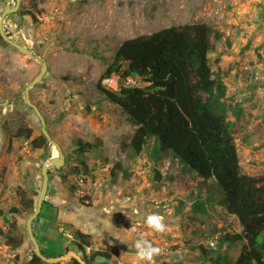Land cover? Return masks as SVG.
<instances>
[{
	"label": "rangeland",
	"instance_id": "rangeland-1",
	"mask_svg": "<svg viewBox=\"0 0 264 264\" xmlns=\"http://www.w3.org/2000/svg\"><path fill=\"white\" fill-rule=\"evenodd\" d=\"M182 3L179 0H20L18 12L5 17L3 29L13 41L34 49L48 65L46 75L30 89L29 96L45 117L51 138L61 146L66 158L63 167L50 168V175L61 181L66 176L64 184L87 205L118 197L121 207L127 199L132 204L129 209L132 213H118V218L113 220L118 236L121 232L127 241L143 237L160 247L162 252L154 264H211L202 258L199 246L218 249L231 260L236 259L241 247L231 244L218 248V241L224 233L236 232L234 227L239 224L221 206L209 204V199L203 196L206 189H200L194 172L172 158L155 161L151 156L152 141L139 157L131 159L123 141L133 127L118 106L105 99L97 88L108 62L114 58V50L125 40L188 22L209 24L222 35L220 40H213L214 50L209 55L211 68L214 73L225 74L223 79L242 105V120L235 131L238 151L243 157L249 153V156L259 155L260 159L250 160L249 164L264 167V0H199L195 9ZM14 4L15 0H0V15ZM27 11L35 15V20L23 14ZM41 68L39 61L0 42V101L10 104L16 98L23 100L25 87ZM25 109L29 119L23 116L19 122L6 123L10 144L0 153V159L5 161L0 167V208H5L2 211L6 215L13 205L20 206V189L26 198L33 200L39 192L38 183L33 184L32 192L24 187L28 176L18 165L49 161L54 151L58 156L53 144L47 143L46 150L41 152L32 149L24 137L15 136L18 126L31 127L32 135L40 133L41 125L33 110ZM77 141L101 144L81 154ZM117 161L128 169V179L112 178L110 171ZM155 170L161 175L158 181ZM260 170L262 173L258 175L264 174V168ZM9 174L18 179L13 176L12 181H6ZM80 179L83 184L78 186ZM3 194L5 207L1 201ZM205 211H209L208 216L203 215ZM153 213L164 217L168 226L164 234L153 233L145 226L144 218ZM29 214L20 213L24 217ZM33 231L40 244L37 230ZM5 233L14 241L22 236L18 226L12 229L9 224ZM0 238L1 244L7 246L5 239ZM210 242H214V247ZM91 243L93 248L98 244L93 239ZM98 249L112 253L106 264H138L134 255H125L120 249L109 246ZM14 260L15 257L11 262Z\"/></svg>",
	"mask_w": 264,
	"mask_h": 264
},
{
	"label": "trees",
	"instance_id": "trees-1",
	"mask_svg": "<svg viewBox=\"0 0 264 264\" xmlns=\"http://www.w3.org/2000/svg\"><path fill=\"white\" fill-rule=\"evenodd\" d=\"M23 14L36 18L30 11ZM221 37L209 24L186 23L129 38L114 50V58L108 62L101 78L130 76L139 85L114 91L103 88L99 81L97 88L105 99L118 106L133 127L123 141L131 159L139 157L152 141L151 156L155 161L172 158L194 172L201 179L200 189L206 188L203 196L206 195L209 204L221 206L238 222L240 232H226L218 241V248L241 242L237 258L231 260L218 249L199 246L202 258L211 264H264V174L248 175L240 166L235 131L241 108L238 103L226 101L225 74L214 73L210 64L213 40ZM0 42L5 43L1 35ZM230 109L235 120L229 119ZM31 135L32 129L24 126L15 132L16 137L26 140ZM46 143L43 134L31 142L34 150ZM100 144L77 141L78 152L84 154ZM110 173L113 179L130 177L120 161L114 163ZM155 174V180H160L158 170ZM66 178L62 176L63 181ZM18 195L20 206L11 207L8 214L32 213L34 201L26 198L22 189ZM0 215L10 228L17 227L6 218V213L0 212ZM203 215L208 216L209 211ZM76 235L81 251L92 245L87 235L79 231ZM0 237L12 248L22 243V236L14 241L1 228ZM96 256L111 259L109 253L92 251L91 260ZM26 264L47 263L33 254Z\"/></svg>",
	"mask_w": 264,
	"mask_h": 264
},
{
	"label": "crops",
	"instance_id": "crops-1",
	"mask_svg": "<svg viewBox=\"0 0 264 264\" xmlns=\"http://www.w3.org/2000/svg\"><path fill=\"white\" fill-rule=\"evenodd\" d=\"M179 2H183L182 4L183 6L186 5V8L195 9L198 6L199 0H179ZM223 81L227 86L226 101L231 100L233 101V103H238L239 107H242L240 101H237V99H235V96L233 95L235 94L234 90L230 89L225 79H223ZM25 108L26 105H24L23 102H19L15 107H12V104L0 101V153L4 152V147L10 144V133L8 131L7 124L12 123V121L9 120V117L11 115L16 117L20 116L21 114L27 113ZM229 119L235 120L233 115H230ZM241 120L242 118H240V121ZM240 121L237 122L239 123ZM39 134L40 133H37L36 135L34 134L32 137H37ZM27 141L29 142V140ZM48 144L51 145L49 142ZM45 147L39 151L43 152L44 150H46ZM238 154L240 157V166L244 173L252 176L258 175V173L261 172L260 168H264L263 166H252L251 164H249L251 158L254 155L249 156V153L248 155L243 157L240 155L239 151ZM255 156L260 159L259 155ZM52 157L53 156L51 155L50 159ZM0 160H2L0 161V167L4 166V159ZM42 163L43 162L40 161H28L22 162L18 165V169H20V171L24 172V174L28 176L26 177L27 179H24L23 185L30 192H32L34 188L33 184L37 183L40 191L42 183L40 167ZM13 176L14 179H18L17 176L9 174L8 176H6V181H12ZM197 180L198 182L201 181L199 177H197ZM2 182H4L3 179ZM1 190L2 189L0 188V191ZM9 192H11V189H9ZM4 196L6 195L3 194L1 201L3 202L2 205L5 207L7 206L5 204L7 201L6 199H4ZM37 198H35V200L32 199L34 201V206ZM114 198L115 199H110V201L96 202L93 205H87L83 201H80L67 188L63 181L56 178V176L54 175H50L49 186L44 203L42 205L41 212L33 222V230H37L36 235L40 239V248L42 247L44 252L50 256L62 255L67 249H73L71 246L73 240L75 239L74 230H79L84 234H90L92 236V239L95 240L96 243L98 242L97 246H95L94 249H98L101 246H109L110 248L120 249L121 252H123L125 255H134L132 245L135 241L124 240V237L122 236L120 231V235L118 236V228L116 226V223H114L115 221H113L115 220V218H118V213L131 214L132 211L130 212L129 209L132 204H130L126 199L125 201H123V205L119 207L118 197ZM12 207L15 206L13 205ZM0 209V212H3L5 210V208ZM133 214L136 215L137 213ZM11 217L13 218L11 219ZM27 217H24L20 214L6 215V218L10 222H15L20 229V232L22 234V243L17 249L10 248L1 244L0 238V264H26L32 258L34 254V248L26 232L25 223ZM231 219L232 221L237 222L236 219ZM6 225H8V223H6L3 219V216L0 215V228L3 231H6ZM234 228L236 232L241 231V227L238 225ZM54 243L56 246L52 245ZM59 245L60 249H58ZM237 245L241 247L242 243L240 242V244H236V246ZM1 246H3L4 249H2ZM57 250L60 251L57 252ZM49 252L52 253L49 254ZM13 257H15L16 260L11 262V259Z\"/></svg>",
	"mask_w": 264,
	"mask_h": 264
},
{
	"label": "water",
	"instance_id": "water-1",
	"mask_svg": "<svg viewBox=\"0 0 264 264\" xmlns=\"http://www.w3.org/2000/svg\"><path fill=\"white\" fill-rule=\"evenodd\" d=\"M15 5L14 6H8L5 8V10L2 12L0 15V35L3 38V40L9 44L10 46L14 47L15 49L19 50L21 54L28 56L29 58L35 59L39 61L42 65V68L40 72L32 79V81L25 87L24 89V99L25 103L28 107H30L35 115L39 118L40 123H41V131L44 137L47 139V141L50 144H53L56 147V150L58 152L57 157H52L49 159V161H45L41 164L40 171H41V176H42V183H41V188L38 194L37 201L35 203V208L33 209L32 213L29 214V216L26 219L25 227H26V232L28 235V238L34 248V255L43 260L47 264H58L60 262L68 261L70 259H73L77 261L79 264H87L84 259L74 250L70 249L68 250L65 254L59 255V256H45L41 249L40 245L36 239V236L33 231V222L34 220L38 217L39 213L41 212L42 205L44 203L46 193L48 190L49 186V170L50 168L54 167L56 169H59L63 167L66 164V159L65 155L62 151L61 146L51 138L50 133L48 132L46 128V120L44 116L42 115L40 109L36 104H34L29 96L30 89L36 86L38 83H40L43 79V77L47 73L48 65L47 62L44 58L39 57V55L36 53L34 49H29L24 45H21L12 39L9 38V36L4 32L3 30V21L4 18L7 15L14 14L17 12L19 5H20V0H15ZM262 237L259 236V240L261 241ZM177 257V256H175Z\"/></svg>",
	"mask_w": 264,
	"mask_h": 264
},
{
	"label": "clouds",
	"instance_id": "clouds-1",
	"mask_svg": "<svg viewBox=\"0 0 264 264\" xmlns=\"http://www.w3.org/2000/svg\"><path fill=\"white\" fill-rule=\"evenodd\" d=\"M143 222L153 233L164 234L168 230L164 217L156 213L147 215ZM132 249L138 264H154L155 258L162 252L160 247L143 237L135 240Z\"/></svg>",
	"mask_w": 264,
	"mask_h": 264
},
{
	"label": "flooded vegetation",
	"instance_id": "flooded-vegetation-1",
	"mask_svg": "<svg viewBox=\"0 0 264 264\" xmlns=\"http://www.w3.org/2000/svg\"><path fill=\"white\" fill-rule=\"evenodd\" d=\"M16 4V3H15ZM14 4V5H15ZM14 5H12V6H14ZM19 8H20V5H19ZM18 8V9H19ZM5 10V9H4ZM3 10V11H4ZM17 12H18V10H17ZM16 12V13H17ZM15 14V13H14ZM4 20H5V18H4ZM3 23H4V21H3ZM4 30V29H3ZM5 32V31H4ZM6 33V32H5ZM8 36H9V38L10 39H12V36H10L8 33H6ZM18 43V42H17ZM19 44H21V43H19ZM21 45H24V44H21ZM25 46V45H24ZM14 48V47H13ZM28 48V47H27ZM30 49V48H29ZM17 50V49H16ZM19 51V50H18ZM47 71H48V69H47ZM19 102H23L24 103V105H26V103H25V99H24V96H23V100L22 99H19V98H16V99H14L10 104H12V107H15ZM26 108H29V109H31L30 107H28L27 105H26ZM32 110V109H31ZM33 113H34V111H33ZM35 114V113H34ZM20 115V114H19ZM23 116H25L27 119H29V116L27 115V114H21L20 116H13V115H11L10 117H9V120L10 121H12V122H19L20 121V119H22V117ZM36 116V115H35ZM37 117V116H36ZM38 118V117H37ZM45 118V117H44ZM24 120H26V119H24ZM28 121V120H27ZM38 121H39V124L41 125V123H40V120H39V118H38ZM21 126H18V127H16L15 129L16 130H18L19 128H20ZM24 127H26V126H24ZM28 128H31V127H28ZM42 134V131H41V128H40V134L37 136V137H39L40 135ZM33 135H31V137L28 139L29 140V143H30V146H31V148L32 149H34L33 147H32V144H31V142L34 140V139H36L37 137H32ZM47 143H48V141H47ZM47 143L42 147V148H40V149H36V150H42L46 145H47ZM66 159V158H65ZM50 172V171H49ZM49 177H50V173H49ZM34 208H35V206H34ZM138 218H144L143 216H137ZM79 230H74V234H75V239L73 240V242H72V250H74V251H76L81 257H82V259H84L85 261H86V263L87 264H105L106 263V259L105 258H101V257H98V256H96V257H94L93 258V260H91V252L92 251H103V252H105V253H109L111 256H112V253L110 252V251H106V250H101V249H94L93 247H92V245L91 246H85V251H81L80 249H79V247H78V245L76 244V242H80V240L77 238V235H76V233L78 232ZM79 232H81V231H79ZM82 233V232H81ZM84 234V233H83ZM85 235H87L88 237H89V240H92V236L90 235V234H85ZM68 250H70V249H67L66 251H65V253L68 251ZM64 253V254H65ZM63 255V254H62ZM59 256V255H58ZM61 264H74V261H73V259H70V260H68V261H64V262H60ZM60 263H58V264H60Z\"/></svg>",
	"mask_w": 264,
	"mask_h": 264
},
{
	"label": "built area",
	"instance_id": "built-area-1",
	"mask_svg": "<svg viewBox=\"0 0 264 264\" xmlns=\"http://www.w3.org/2000/svg\"><path fill=\"white\" fill-rule=\"evenodd\" d=\"M100 84L103 88H106L108 90H114L117 91L122 87H128V86H138L139 82H137L134 78L128 76V77H121L118 75H111L105 78L100 79ZM258 157L255 155L251 158L252 161L257 160ZM83 184V180L80 179L77 181L76 185L81 186ZM209 245L211 247H214V242H210Z\"/></svg>",
	"mask_w": 264,
	"mask_h": 264
},
{
	"label": "bare ground",
	"instance_id": "bare-ground-1",
	"mask_svg": "<svg viewBox=\"0 0 264 264\" xmlns=\"http://www.w3.org/2000/svg\"><path fill=\"white\" fill-rule=\"evenodd\" d=\"M53 156H54V157H57V156H56V152H55V151L53 152ZM99 224H100V223H99Z\"/></svg>",
	"mask_w": 264,
	"mask_h": 264
}]
</instances>
